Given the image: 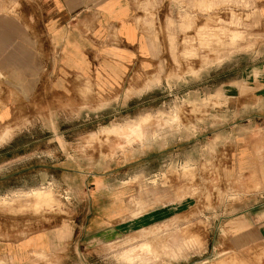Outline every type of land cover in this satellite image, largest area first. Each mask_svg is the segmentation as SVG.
Masks as SVG:
<instances>
[{"label":"rangeland","instance_id":"374dc122","mask_svg":"<svg viewBox=\"0 0 264 264\" xmlns=\"http://www.w3.org/2000/svg\"><path fill=\"white\" fill-rule=\"evenodd\" d=\"M132 1L150 63L77 102L45 90L48 110L7 130L0 189L16 191L0 200V223L14 220L0 236L72 226L61 250L25 264H264L230 255L219 230L261 190L234 174L231 150L263 106L233 115L222 89L264 66V0Z\"/></svg>","mask_w":264,"mask_h":264},{"label":"crops","instance_id":"0c3cea01","mask_svg":"<svg viewBox=\"0 0 264 264\" xmlns=\"http://www.w3.org/2000/svg\"><path fill=\"white\" fill-rule=\"evenodd\" d=\"M150 52L132 0H0V183L14 164L4 158L14 151L7 130L37 116L38 110H48L51 99L45 90L77 102L79 92L90 83H125L147 67ZM222 90L233 115L240 102H257L263 109L257 115L261 125L249 119L237 131L231 150L234 174L260 182L261 190L248 199L254 204L223 219L220 235L230 255L264 263V66ZM15 191L14 186L0 189V200L9 202ZM173 210L167 208L166 215ZM13 221L3 219L0 229L11 228ZM5 234L0 236V264H25L36 253L61 250L72 226L34 231L18 239Z\"/></svg>","mask_w":264,"mask_h":264},{"label":"bare ground","instance_id":"6f19581e","mask_svg":"<svg viewBox=\"0 0 264 264\" xmlns=\"http://www.w3.org/2000/svg\"><path fill=\"white\" fill-rule=\"evenodd\" d=\"M152 248V247H151ZM127 255V254H126Z\"/></svg>","mask_w":264,"mask_h":264}]
</instances>
